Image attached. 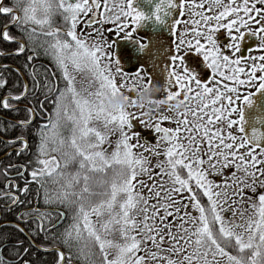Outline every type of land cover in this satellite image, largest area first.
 I'll return each mask as SVG.
<instances>
[{"label": "snow or ice", "instance_id": "6c2138e0", "mask_svg": "<svg viewBox=\"0 0 264 264\" xmlns=\"http://www.w3.org/2000/svg\"><path fill=\"white\" fill-rule=\"evenodd\" d=\"M205 2L207 9L193 13L200 15L203 23L193 21L196 27L188 29L194 33L193 39H181L180 43H187L188 50L194 47L215 75L234 84H223L222 91L216 86L221 81L215 80V75L209 77L214 80L210 87L187 66L181 69L177 62L183 60L184 54L177 48L171 57L173 63L165 68L168 77L165 85L174 79L176 90L167 91L163 100L154 98L161 94L162 86L151 78L144 81L143 76L147 73L143 63L132 77L138 85L125 81L127 74L122 73L123 59L134 54L150 55V50H155L151 41L133 38L128 32L118 39L128 40L134 52H114L110 50L112 44L78 31L77 24L81 21L92 24L97 16L103 21L107 18L105 13L112 8L120 14L119 17L112 16L113 20L120 21L118 32L129 25L135 30L142 22L153 18L156 23L164 24L167 21L160 13L165 6L175 7L174 0H159L150 15L139 5L134 7V0H126V8L123 4L110 7L108 0H103L104 11H98L100 0H16L15 7L0 6V14L11 20V24L0 27V40L15 44L17 54L31 52L28 57L31 61L38 53L29 45H36L38 36L43 37L39 47L60 73L56 77L58 82L53 84V75L47 69L42 80L33 69L36 77L33 89L47 93L40 107L51 99V112L46 123L39 125V142L35 159L29 164L30 175L43 190L46 205H59L71 213V222L56 238L69 250L75 249L82 264H264V192L258 197H248V208L240 209L237 217L236 207L226 204L228 185L218 184L210 178L213 172H222L234 165L237 170L233 173L234 195L243 198L246 188L255 193L257 184L264 188V130L252 126L239 142L231 131L232 126H240L239 131H245L242 126L244 108L238 107L236 100L249 106L255 104L251 92L236 96L240 86L252 87L256 82V92L264 93V63H256L264 61V54L252 58L246 78L242 79L240 74L245 69L233 67L241 63V58L231 59L228 54H222L214 36L216 27L228 29L231 39L224 47L239 49L245 32L252 33L259 37L257 47L264 49V8H257L255 0L251 7L248 0L236 6L232 0ZM261 3L264 4V0ZM188 4L191 8L192 0H188ZM196 6L202 8V5ZM179 7L183 9L184 0H180ZM210 9L219 11L205 14ZM250 23L257 27L249 28ZM13 25L19 36L8 30ZM257 68L259 75L255 74ZM79 73L84 76L77 81ZM126 85L130 88L127 93ZM0 86L7 87L6 81L0 80ZM27 93L25 84L24 91L18 95H5L0 99V105L10 109L13 107L10 100L19 101ZM161 104L167 105L165 111L169 114L158 111ZM27 111L30 119L20 121L18 127L27 128L31 117L36 115L32 108ZM231 113H238L237 118L231 119ZM134 117L154 129L155 144L141 143L133 130ZM94 121H102L104 131L99 130ZM161 121H175L176 126L164 127ZM225 126L226 136L222 134ZM116 133L118 138L112 147L108 136ZM133 140L136 143H132ZM15 142L21 143V140ZM23 143L26 150L27 142ZM205 143L207 149L203 146ZM136 148L141 152H136ZM149 156L157 160L160 175L168 177L167 186L153 183L148 188L144 184L142 177L149 173ZM21 191H27V186ZM183 193L188 194L185 211L179 215L177 208L173 223L164 235H159L160 242L165 237L170 242L167 249H161L156 229L174 216L172 209L176 201L173 196H179V202L183 203ZM2 195L10 198L13 205L18 199L10 192ZM150 199L155 201L151 205ZM241 202L234 200L233 204ZM188 204L196 214L188 211ZM225 208L231 216L225 215ZM53 211L55 217L48 209L40 207L27 209L20 215L31 216L39 222L41 231L51 232L68 215ZM138 213L143 215L142 220H137ZM172 228L176 229V235ZM115 232L119 233V240L110 238ZM149 240L156 251L139 255L141 244L147 248ZM53 251L59 252L57 264H64L63 249L57 247ZM165 252L169 254L163 255ZM0 264L6 262L0 259ZM17 264H31V261L20 256Z\"/></svg>", "mask_w": 264, "mask_h": 264}, {"label": "flooded vegetation", "instance_id": "af4514ba", "mask_svg": "<svg viewBox=\"0 0 264 264\" xmlns=\"http://www.w3.org/2000/svg\"><path fill=\"white\" fill-rule=\"evenodd\" d=\"M6 0H2V4L0 6H3ZM159 2V0H134V7L136 5H139L140 9L151 14L154 5ZM224 3H227L228 0H223ZM233 6H236L240 3H243L244 0H232ZM108 3L110 7L113 5H120L123 4L126 8V0H108ZM175 7H167L165 6L164 11L160 13V15L167 21L164 24H158L155 22L154 18L148 21L142 22V24L135 30L129 25L127 29L120 30L118 32L117 26L119 25L120 21L119 19L113 20L112 16L115 15L119 17V12L116 11L115 8H112L111 11L106 12V19L101 21L99 19V16L96 17L95 21L92 24H85L84 22H78L77 24V30L82 31L84 34H91L93 38H95L98 41H107L108 43L112 44V48L110 50L114 52H123L128 51L130 53L134 52L133 45L128 41L124 39H118V36H125L128 32L132 33L133 38H142L147 39L152 42L154 46V51L150 50V55H144L140 56L139 54L131 55L129 58H125L121 61V68L122 73H126L127 75L124 77L125 81L136 83L138 85V81H133L132 77L133 74L136 72V68L140 67V64H144V72L147 73V75L143 76V79L145 82L149 80V78L152 79L154 83H158L162 86V91L160 95L155 96V99L163 100L165 96L167 95V91H174L176 90V84L174 79L167 83L165 85V81L168 80L165 68L168 65H171L173 62L171 60V57L176 54L177 48L180 49V51L183 52L184 58L181 62H177L180 64V68L187 66L190 71L195 72L198 79H201L202 82H207L208 85L211 87L214 83V80H209V77H213L215 74L213 73L212 69L208 68L206 63L203 61V57L199 55L195 50L194 47L189 49V45L187 43L181 45L180 41L181 39L187 41L189 39H193L194 33H190L188 31L189 28H195L196 25L193 23V21H201L200 15H193V13H200L203 11V9L208 8V3L205 2V0H192V7H189L188 0H184V7L181 9L179 7L180 0H174ZM100 8L98 11H104L103 9V0H100ZM196 5H202L201 7H197ZM248 6H252V0H248ZM255 6L257 8H264V4L261 3V0H255ZM214 11H219V9L212 10L210 9L207 13L208 15L213 14ZM168 12L171 13V15H168ZM231 15V14H230ZM257 19L259 17H256ZM59 19V18H57ZM131 19L130 17L128 18ZM226 22V20L224 21ZM201 23H203L201 21ZM215 23V22H213ZM8 24H11L8 23ZM173 24H175V29H173ZM249 28H252L253 30L257 27L254 24H249ZM241 31H244V28L241 27ZM233 34H235V30H233ZM215 38L218 40V43L221 47L222 54H228L231 59H236L237 57L241 58V63L239 65H234L233 67H243L245 69L244 73L240 74V77L242 79L246 78L247 74V68L251 66L253 63V57H259L260 55L264 54V49H260L257 47L259 44V37L256 35H253L252 33L245 32V36L241 40V45L239 49L236 48H225L224 45L230 42V36H229V30L225 28L216 27ZM43 39V37L37 38L36 43L40 44V40ZM115 41V43H113ZM32 55V54H30ZM29 55V56H30ZM28 56V57H29ZM155 57L152 59V57ZM107 59V58H105ZM28 60V58H27ZM46 60L50 62V64H46ZM29 61V60H28ZM151 61V62H150ZM30 62V61H29ZM38 64H34L28 69H38L39 70H45L47 67L52 66V72H49L53 75V83L56 84L58 81L56 77L60 75L59 71L55 68V65L50 57L43 58L42 60H38ZM256 63H264V61H256ZM43 66V67H41ZM48 70V69H47ZM227 72H231V69H227ZM40 78H44L42 73H38ZM256 75L260 74V70L257 68ZM215 80L221 81L220 84H217V87H220L222 91L223 84H234L233 81L228 80L224 77H220L219 75H215ZM24 81V79H23ZM27 82V80L25 79ZM24 81V88H25V82ZM255 83H253L252 87L247 86H240V92L236 94V96H243L247 93L251 92L253 93V96L257 93L255 88ZM28 86V82H27ZM166 89V90H165ZM130 91V88L128 85L125 86V92L127 93ZM134 95V93H133ZM182 99V97H181ZM235 99V96H234ZM238 107H243L244 110L246 109L247 104H241L240 100H236ZM220 106V102L217 103V107ZM153 109L156 108L155 105L151 106ZM167 108V105L161 104L159 106L158 111L162 114H169L165 110ZM48 116V115H47ZM47 116H45L43 119L46 120ZM238 116V113H231L230 118L236 119ZM33 120V117H31ZM162 126L164 127H175V121H161ZM226 130L222 132L223 135H227V126ZM240 126H232L231 131L234 135L237 137V141H240V138L245 135L244 132L239 131ZM137 135L141 138V143L147 142L148 145L155 144V131L154 129L147 127L145 124H141L139 122V118L134 117V129H133ZM204 148L207 149V144L205 143ZM24 147L19 148V150H22ZM5 155H3L4 157ZM161 159H163V156H161ZM258 167V166H257ZM12 169L11 172L7 173L6 176L8 177L6 182V189H8L5 192H10L11 194H16L12 190H17V182L16 179H22L24 177V168L20 164H14L10 168ZM236 168L233 165L229 169H225L222 172H213L210 176L211 179L216 181L218 184H227V189L232 188L233 184V173H236ZM21 182V181H20ZM10 183V184H9ZM9 185H11V189L9 190ZM24 186H22L21 189H23ZM250 189H243L244 196L243 198L240 196V201L247 202V198L250 194ZM17 197V196H16ZM18 198V197H17ZM9 200V202L5 204L2 207H12L13 205H10L12 203L10 198H6ZM18 200V199H17ZM16 200V202H17ZM41 202L44 201L43 197L40 200ZM226 204L230 207L229 202H226ZM43 206L39 205L37 207H40L42 209L46 208L49 210V212H52L54 208H51L49 205H46L44 202L42 203ZM35 207V206H34ZM34 207H26L21 209L18 212L17 220L13 224H17L20 227L23 226V224L31 221H34L31 216L29 217H23L20 215V213L25 212L27 209L34 208ZM56 210V209H55ZM58 210V209H57ZM62 212L61 210H58ZM226 216H231L232 213L230 211L225 212ZM21 216V217H19ZM238 217V214H237ZM38 222V221H35ZM56 222V221H55ZM54 222V223H55ZM12 223V222H11ZM39 223V222H38ZM2 224V223H1ZM35 226V224H34ZM39 227V225H38ZM40 229V227H39Z\"/></svg>", "mask_w": 264, "mask_h": 264}, {"label": "trees", "instance_id": "16d2710c", "mask_svg": "<svg viewBox=\"0 0 264 264\" xmlns=\"http://www.w3.org/2000/svg\"><path fill=\"white\" fill-rule=\"evenodd\" d=\"M15 4L16 0H6L3 6L15 7ZM10 22V17L0 14V27ZM8 30L14 35H20L14 25L9 27ZM16 47L11 42L0 40V53H5L0 55V80L7 83V87L0 86V99L9 94L18 95L24 91L25 80L23 81V79L28 82V93L25 98L19 101L10 100L13 105L10 109H5L0 105V157L5 155L0 159V259H3L6 264H17L19 257L23 256L24 259L30 260L31 264H57L59 252L53 251V248L59 247L64 252V264H82L76 250H69L56 238L64 226L71 222V213L64 207L49 205L51 208L68 214L60 226L51 232L41 231L38 227L39 223L35 221L27 222L21 227L16 223L13 224L17 220L18 212L21 209L37 207L39 203L43 206L44 201H40L44 195L43 190L39 184L32 180L30 175L32 169L29 164L35 159L34 153L39 142V125L46 123L43 118L51 112V99L44 104L43 108L40 107V103L47 93L36 92L33 89V80L36 77L33 70L28 69L34 64L37 65L38 60L49 56L39 47V43L29 45V48L35 47L38 53V56L29 62L27 58L32 53L25 51L22 54H17ZM46 64H50V62L46 60ZM47 69L48 72H52V66L47 67ZM35 72L42 73L45 70L38 71V69H35ZM39 79L42 80L40 77ZM28 108H32L36 115L27 128L18 127L20 121L30 119ZM18 139L21 140V143L15 142ZM23 141L27 142V148L26 150L25 148L19 150L23 147ZM14 164H20L24 168V177L21 180L16 179L18 189L12 190L11 187L9 188L16 194L18 200L12 207H2L5 200L6 204L9 202L2 194L8 190L5 187L8 179L6 174L12 171L10 168ZM22 186L24 188L27 186V191H21ZM48 187L51 188L52 185L49 184ZM206 199L205 197L204 200L206 201ZM50 214L55 217L56 213L52 211ZM44 227L47 229V223ZM26 235L31 238L33 244ZM25 249H27V253H25ZM97 260L99 261V258Z\"/></svg>", "mask_w": 264, "mask_h": 264}, {"label": "rangeland", "instance_id": "374dc122", "mask_svg": "<svg viewBox=\"0 0 264 264\" xmlns=\"http://www.w3.org/2000/svg\"><path fill=\"white\" fill-rule=\"evenodd\" d=\"M84 74L83 73H79L76 75L77 81H80L81 79H83ZM78 87L80 86L79 83L77 85ZM94 125L101 131H104V126H103V122L102 121H94L93 122ZM111 127V126H110ZM118 138V133L114 134V135H109L108 139L112 142V147L115 146V140ZM132 143H136L135 140L132 141ZM102 147H108V145H103ZM136 152H141L140 148H136L135 149ZM145 155H147V153H145ZM148 161H149V173L147 176L142 177V180L144 182V184L148 187L151 188L153 183L159 185L161 183H164L165 186H167L168 184V177L166 175L161 176L160 172H159V167H157V160L152 158L151 156L148 157ZM153 173H156V175H153ZM264 192V188L260 187L259 184H257L256 186V192L253 193L252 191L250 192L248 197H258V195ZM183 195V203L179 202L180 198L179 196H173V200L176 201L175 204V208L172 209L174 216L173 217H169L167 220V223L165 224H161L160 227L158 229H156L157 232V239L159 238V235H164L167 230L168 227L173 223L174 219H175V210L178 208L179 209V215H183V212L185 211V204L188 203V194L187 193H183L181 194ZM226 202H229L230 207H236V211L238 214V217L240 215V209H247L248 208V201L247 202H243L240 203L239 205H234L233 201L234 200H238L240 201V195H234L233 194V189H226ZM155 201L150 199L149 200V204L151 205L152 203H154ZM188 211L191 212L192 214H196L195 210L191 208V205L188 204ZM225 212H227V208H225ZM136 218L137 220H142L143 219V215L142 214H136ZM93 220H95V217H92ZM186 226V225H185ZM172 232L173 235H176V229L172 228ZM112 239H116L119 240V233L115 232L112 233L111 237ZM159 245L161 249H167L170 246V242L168 241L167 237H165V240L160 242L158 239ZM181 244L184 243L183 240L179 241ZM147 248L144 247V244H141V248L140 251L138 252L139 255H146V253L148 251H156V247L153 245L152 241H147ZM110 252L112 251L111 249L109 250ZM163 255H168L169 253H162ZM109 258H111V255L109 256Z\"/></svg>", "mask_w": 264, "mask_h": 264}, {"label": "water", "instance_id": "95a60500", "mask_svg": "<svg viewBox=\"0 0 264 264\" xmlns=\"http://www.w3.org/2000/svg\"><path fill=\"white\" fill-rule=\"evenodd\" d=\"M253 100L255 101V104L252 106L247 105L246 109L244 110L245 121L244 124L242 125L245 129L244 134H247L250 127L252 126L264 130V93L257 92L253 96ZM256 117H260L261 119L257 120L255 119ZM2 157L3 156H1L0 159ZM10 205H13V203H11ZM26 236L29 239V241L32 242L31 238L28 235Z\"/></svg>", "mask_w": 264, "mask_h": 264}]
</instances>
